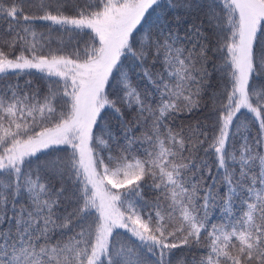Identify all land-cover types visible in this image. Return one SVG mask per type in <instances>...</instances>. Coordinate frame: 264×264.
Listing matches in <instances>:
<instances>
[{
	"label": "snow or ice",
	"instance_id": "obj_1",
	"mask_svg": "<svg viewBox=\"0 0 264 264\" xmlns=\"http://www.w3.org/2000/svg\"><path fill=\"white\" fill-rule=\"evenodd\" d=\"M0 264H264V0H0Z\"/></svg>",
	"mask_w": 264,
	"mask_h": 264
}]
</instances>
